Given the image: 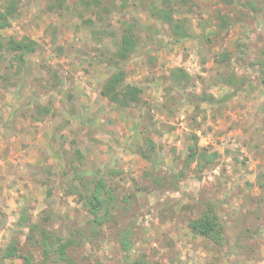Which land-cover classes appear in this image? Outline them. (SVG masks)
<instances>
[{
  "label": "rangeland",
  "instance_id": "1",
  "mask_svg": "<svg viewBox=\"0 0 264 264\" xmlns=\"http://www.w3.org/2000/svg\"><path fill=\"white\" fill-rule=\"evenodd\" d=\"M6 1L0 0V8ZM162 1L115 0L116 8L108 18V27L118 34L123 16L139 21L135 32L139 54L125 65L127 81L143 88L141 103L132 108L118 109L100 95L107 72L90 40L86 21L91 16L79 0H69L66 11L57 14L47 11V0H21L18 15L0 31L4 41L29 37L39 46L22 76L15 77L18 86L0 81V194L6 187L0 197V255L16 238L27 258L2 262L0 256V264L44 262L43 249L36 243L40 233L35 232L30 240L29 229L17 225L23 210L53 240L90 231L93 216L80 197L71 193V187L80 182L75 174L79 168L85 181L101 175L116 196V204L114 217L94 237L87 233L85 240L78 238L68 249L76 264H264V190L260 185L264 182V84L248 65L259 58L264 47V0L175 2V18L188 21L192 37L177 44L162 32L156 34L164 47L150 65L142 52L150 49L148 29L160 24L150 17L149 9L161 7ZM193 3L199 9L190 13ZM245 10L253 13L226 37L214 33L221 13L241 16ZM93 27L99 28V24ZM205 34L207 37L199 39ZM249 34L251 51L241 60L238 43ZM224 52L233 54L238 74L254 75L252 85L222 105H202L197 111L176 104L171 112V101L163 97L161 77L174 68H184L193 77L192 90L198 94L206 91L219 98L230 92L225 85H215L218 67L214 61ZM9 58H4V67H9L13 78L15 68ZM50 66L63 83L57 92L38 100L52 111L37 131L38 143L32 148L39 163L29 165L23 157L30 145L22 143L17 133L36 128L25 125L29 113L16 107L36 90L45 92L38 79L48 78L46 68ZM192 134L198 137L200 150L218 153L212 168L202 174L197 161L186 165L189 147L194 145ZM152 143L158 166L140 155L142 150L150 152ZM76 151L84 154L83 159ZM58 153L61 158L55 162L53 155ZM72 156L74 168L69 160ZM174 173L185 174L179 191L168 187ZM27 190L34 195H26ZM132 195L134 199H129ZM208 206L225 223L227 243L222 249L187 228V219L197 217ZM254 227L259 230L257 236L239 244L243 228ZM121 229L130 230L133 239L126 256L116 243Z\"/></svg>",
  "mask_w": 264,
  "mask_h": 264
},
{
  "label": "trees",
  "instance_id": "2",
  "mask_svg": "<svg viewBox=\"0 0 264 264\" xmlns=\"http://www.w3.org/2000/svg\"><path fill=\"white\" fill-rule=\"evenodd\" d=\"M69 0H47L46 9L49 13L57 14L66 11L68 8ZM189 3L191 0H163L161 7L155 5L150 6L149 13L155 21L160 24V27L153 25L148 29L150 49L142 52L148 63L152 65L156 61V54L164 47V43L156 39V34L164 33L169 38L173 39L175 43H181L191 38V32L188 28V21L184 18L178 20L175 18V2ZM236 0H227V3H233ZM82 8L85 12H88L91 16L86 23L89 24L90 40L95 45L101 54V65L107 72V78L104 81L100 95L107 99L113 105H116L118 109H126L136 107L141 103L143 88L138 85L130 84L127 81L128 74L125 70V65L129 63L136 55L139 54V45L136 40L135 32L138 28V19L128 16H123L121 19V32L118 34L110 30L109 15L113 12L112 9L116 8L115 0H79ZM226 2V1H225ZM21 0H7L2 8H0V31L8 28L11 25V20L18 15V6ZM250 9L256 11L254 6H250ZM124 9V6L122 7ZM199 6L195 3L191 5L190 13L196 12ZM248 10L242 12L241 16H227V13L220 14V22L217 23V28L214 30L216 35L226 37L229 34V30L238 23H244L246 18L251 16ZM108 21V22H107ZM96 24H99V28H94ZM250 34L255 33L254 30L248 29ZM250 34L243 39V42L238 43L237 51L240 57H247L251 49ZM206 36H201L199 39H204ZM106 39H112L106 41ZM39 50V46L36 41L29 37H22L20 39L9 38L4 41V38H0V81H7L8 85L13 87L18 86V79L15 77H21L23 69L31 55ZM57 52H61L60 49H55ZM259 58L254 57V61L248 63L249 70L257 73L259 80L264 84V47L260 50ZM10 57L12 62L11 68H15L14 77L10 76L9 67H4V58ZM233 54L230 52H224L218 54L215 59L217 64L218 78L215 85H225L230 89V92L222 97H215L214 95L204 91L201 94L192 90L195 86L193 77L181 67L174 68L166 76H162L164 82L163 97L171 101L168 108L173 112V106L186 105L193 107L194 110H202V105L215 107L222 105L232 98H234L239 92L247 90L248 86L253 83L254 75L250 74H238L236 68L233 65ZM242 60V57H241ZM2 67L7 71L4 72ZM45 67V66H44ZM48 78L38 79L39 86L45 92L36 90L33 97L28 98L24 102L22 108L29 113L28 117L36 121H44L46 117L51 114L52 108L48 105H42L38 100L46 94H52L60 89L63 83L57 70L46 68ZM70 96V94H68ZM70 98H73L71 96ZM167 107V105H166ZM196 119V118H195ZM194 145L189 147V154L186 157V165L193 164L197 161L196 168L202 173L206 169L212 168L218 158V153H212L206 150H200L198 148V137L192 134ZM155 144H151V154L145 150L140 151V155L153 165L158 166L160 160L155 152ZM143 149V148H141ZM79 155L78 158L84 157V154L76 151ZM74 156L69 158L70 165L74 168L73 162ZM182 172V171H181ZM79 179V184L71 187V193L77 194L82 202L88 207L89 212L93 216L90 220V231H80L78 236L72 234L69 237L64 238L58 236L53 240L46 229L40 228V223H32L29 221L26 210L21 211V216L18 220V227H26L29 229V239H34L35 232H39L41 237L37 238L39 246L43 249L44 262L42 264H48L49 261L63 262L67 264H76L68 254V249L74 247L77 243V239L85 240L87 233H90L93 237L97 234V231L108 222V219L114 217L113 210L116 204V196L112 194L111 188L105 185L104 179L101 175L96 174L90 180L85 181V174L79 168V171L75 172ZM185 177L184 173H174L173 179L168 180L169 186L172 191H179L180 181ZM261 188L264 190V182L261 184ZM108 197L107 199L104 197ZM129 199H134V196H130ZM28 222V223H26ZM27 225V226H26ZM188 230L208 241L214 247L222 249L227 243L226 227L223 219L219 216L217 211L212 206L205 207V209L197 216L187 219ZM242 234L239 237V244L252 240L257 236L259 230L254 227L243 228ZM116 243L120 252L125 256L133 247V239L130 230L121 229L118 232ZM1 260L26 258L21 253L20 243L16 238L10 240L9 244L1 252ZM27 259V258H26Z\"/></svg>",
  "mask_w": 264,
  "mask_h": 264
},
{
  "label": "crops",
  "instance_id": "3",
  "mask_svg": "<svg viewBox=\"0 0 264 264\" xmlns=\"http://www.w3.org/2000/svg\"><path fill=\"white\" fill-rule=\"evenodd\" d=\"M102 88V87H101ZM34 95V94H33ZM33 95H32V97H33ZM23 105H24V103L23 104H21V105H19V107H16V109L17 108H24L23 107ZM16 106V105H15ZM16 109H15V111H16ZM23 110V109H22ZM12 111V110H11ZM25 110H23V112H24ZM29 119H28V122L25 124V125H27V126H29V127H31L30 126V124L32 125V126H34L36 129H35V131L33 130L32 132H22V133H17L18 135L20 134L21 136H20V139L22 140V143H27V144H29L30 146H29V151H28V153H27V155H25L23 158H24V160L25 161H27V163H29V165L30 164H33V165H36V164H38L39 162H38V160L40 159L39 157H38V154H32V152L34 153V149H32L33 148V145H34V143H38V140H36V137L38 136L37 135V131L39 132L40 130H41V127H43V121H36V120H32L30 117H28ZM15 125H16V127H21L20 126V124H19V122H16V123H14ZM22 125V124H21ZM8 126H11V123H8ZM31 149V150H30ZM37 153V152H36ZM59 154V153H58ZM56 154V155H53V157L55 158V162H58V159H60L61 158V155L59 154ZM4 191H6V187H5V189L4 190H1V194H2V192H4ZM27 194L26 195H30V196H33L34 195V193L31 191V190H27V192H26ZM1 194H0V197H1ZM2 195H4V194H2Z\"/></svg>",
  "mask_w": 264,
  "mask_h": 264
}]
</instances>
